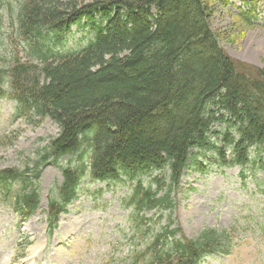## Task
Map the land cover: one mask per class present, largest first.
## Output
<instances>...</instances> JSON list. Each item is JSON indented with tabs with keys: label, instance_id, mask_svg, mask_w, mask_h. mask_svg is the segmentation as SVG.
I'll return each instance as SVG.
<instances>
[{
	"label": "trees",
	"instance_id": "obj_1",
	"mask_svg": "<svg viewBox=\"0 0 264 264\" xmlns=\"http://www.w3.org/2000/svg\"><path fill=\"white\" fill-rule=\"evenodd\" d=\"M211 10L207 0H26L17 8L28 57L15 55L0 68V96L14 100L18 114L49 118L60 130L33 169L0 172L7 194L9 184H18L14 196L25 215L39 206L41 169L66 158L77 161L50 202L54 218L89 174L140 181L156 171V181L168 177L170 193L187 169L264 167V68L241 67L226 56L210 30ZM243 17L252 26L254 17ZM74 26L92 36L76 53L62 50ZM139 197L172 205L169 195L160 199L149 189ZM230 246L227 232L208 229L194 240L166 239L147 264H198L230 254Z\"/></svg>",
	"mask_w": 264,
	"mask_h": 264
},
{
	"label": "rangeland",
	"instance_id": "obj_2",
	"mask_svg": "<svg viewBox=\"0 0 264 264\" xmlns=\"http://www.w3.org/2000/svg\"><path fill=\"white\" fill-rule=\"evenodd\" d=\"M9 2V9H3L0 68H7L15 55L25 58L24 44L13 25L14 11L22 0ZM207 2L212 8L210 30L226 56L241 67L264 68V0L257 2L259 20L254 27L240 15L249 9L241 7L245 0ZM89 37L74 26L65 49L78 50ZM16 111L15 102L0 98V171L32 165L59 133L51 119L18 118ZM65 164L62 161L61 165ZM261 167L258 162L243 172L239 167L210 168L206 173L188 170L172 194L175 207L171 211L141 215L127 201L133 192L128 183H98L88 178L51 237L47 233L48 199L61 183L62 172L60 166L45 167L40 177L41 204L32 218L20 217L14 211L13 199L0 196V264H131L132 256L151 244L170 221L187 239H197L207 229L229 233L230 254L208 256L202 264H264ZM35 244L38 253L32 256L30 250Z\"/></svg>",
	"mask_w": 264,
	"mask_h": 264
},
{
	"label": "bare ground",
	"instance_id": "obj_3",
	"mask_svg": "<svg viewBox=\"0 0 264 264\" xmlns=\"http://www.w3.org/2000/svg\"><path fill=\"white\" fill-rule=\"evenodd\" d=\"M36 253H38V246L35 244V245L31 248V250H30V254H31L32 256H34V255H36Z\"/></svg>",
	"mask_w": 264,
	"mask_h": 264
}]
</instances>
